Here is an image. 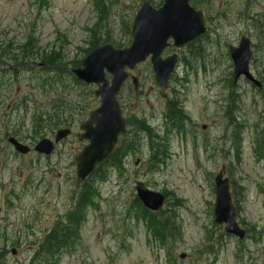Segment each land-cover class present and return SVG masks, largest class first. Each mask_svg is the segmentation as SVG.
<instances>
[{"label":"rangeland","instance_id":"374dc122","mask_svg":"<svg viewBox=\"0 0 264 264\" xmlns=\"http://www.w3.org/2000/svg\"><path fill=\"white\" fill-rule=\"evenodd\" d=\"M148 1L154 7L163 3ZM140 2L104 0L100 20L96 0H0V49L11 45L10 58L0 65V142L5 149L0 151V249L10 242L3 264L31 262L40 239L73 208L80 191L75 156L84 146L77 138L79 126L100 99L94 94L97 86L77 82L72 70L81 66L94 43L101 46L108 39L115 48L129 47ZM196 8L208 15L210 31L196 44L198 59L189 66L182 62L172 76L171 99H178L191 119L186 133L164 129L167 104L159 96L150 61L130 71L139 89L135 92L131 79L122 89L124 116L145 118L164 132L168 158L150 170L151 152L143 138L140 150L126 160L123 175L111 171L106 182L96 184L95 205L86 211L73 250L64 252L58 264H264V158L256 150L264 129V86L257 89L240 80L234 88L240 96L237 113L229 109L228 94L233 73L229 46H237L242 34L251 39L252 72L264 85V0H211ZM30 36L34 47L25 58L21 49ZM55 54L56 63L46 62ZM55 110L72 120L73 132L54 154L14 153L6 134L17 132L33 147L34 115L52 116ZM40 134L37 141L52 132L43 128ZM222 166L227 167L238 220L251 232L244 242L214 223V178ZM136 180L167 193L164 209L178 216L182 234L167 245L154 239L134 211ZM210 233L223 236L219 251L209 258L204 246ZM13 248L18 249L15 255ZM184 253L187 257L180 259Z\"/></svg>","mask_w":264,"mask_h":264},{"label":"water","instance_id":"95a60500","mask_svg":"<svg viewBox=\"0 0 264 264\" xmlns=\"http://www.w3.org/2000/svg\"><path fill=\"white\" fill-rule=\"evenodd\" d=\"M206 31L204 14L194 10L189 0H165L158 10L144 0L132 26L133 41L129 48L115 49L111 44L103 45L93 50L80 68L73 70L79 80L97 85L95 95L101 100L100 106L90 112L89 118L81 125L83 132L79 139L88 141V144L76 157L78 183L84 182L110 156L119 136L126 132V119L123 117L118 95L128 79L127 68L133 70L150 57L160 94L166 97L171 75L178 62L176 54L166 59L162 57L164 50L170 46L168 41L172 39L176 48H182ZM250 44V39L242 35L239 46L230 48L234 62L233 81L235 84L244 76L261 87V83L250 73ZM106 73L112 75L111 81L106 78ZM134 82L137 84L136 80ZM70 133L69 129H61L57 132L54 142L43 139L37 143L34 150L39 154L51 155L55 144ZM10 142L18 152L29 153V147L15 139H10ZM224 175L225 167L215 178V223L224 225L226 233L244 239L245 230L241 229L236 221L229 179L224 178ZM135 189L137 197L149 211L158 212L164 206V194L150 190L141 181L135 182ZM181 258H185V255H181Z\"/></svg>","mask_w":264,"mask_h":264},{"label":"trees","instance_id":"16d2710c","mask_svg":"<svg viewBox=\"0 0 264 264\" xmlns=\"http://www.w3.org/2000/svg\"><path fill=\"white\" fill-rule=\"evenodd\" d=\"M101 2V0H98ZM93 38H96V28L92 30ZM109 42L108 39L103 41ZM98 43H94L93 47H96ZM11 46V45H10ZM10 46L0 49V60L10 58ZM34 47L32 36L29 37L28 42L22 46L21 55L25 58L30 54V50ZM59 56L55 54V57H47L49 63H56V58ZM5 57V58H4ZM45 62V63H46ZM230 102H234V98L229 99ZM67 114L59 115L55 110L53 118H51L50 112H41L34 116V132L33 139L37 135H41L43 128H49L52 133L62 126L70 125L72 120H69ZM189 117L183 111L182 105L178 101H172L168 104L167 113L165 115V125L172 127L176 132H184L186 124L189 121ZM130 129L127 134L122 138L112 155L102 165H100L93 175L84 183L81 188V192L78 197V211L79 216L81 213V219L83 218V212L85 213L88 208L95 205V197L98 196V190L96 184L105 182L109 178L111 171H117L118 174L123 175L125 172V160L130 153L139 151L138 148L145 138L148 148H150V161L149 169L156 171L161 165L165 163L168 158V144L167 137L164 133L158 134V131L151 126L145 119L137 118L136 116L129 119ZM143 137V138H142ZM134 211L137 212V217L142 218L147 228L152 232L154 239L161 242L162 245L168 244L171 239L176 238L177 235L181 236L182 230L178 220V216L171 209L163 210L158 214L151 213L142 207L140 201L135 199ZM75 211L66 216L64 220L58 222L54 231L43 238L38 243V249L33 255L32 261L29 264H57L58 258L61 256L60 252L65 250L71 244L68 243L67 237L69 231L72 228L75 219ZM212 234L209 236V242L204 246L205 249H212L213 244ZM218 248V247H217ZM202 253V252H200ZM213 254L216 252L213 251Z\"/></svg>","mask_w":264,"mask_h":264},{"label":"flooded vegetation","instance_id":"af4514ba","mask_svg":"<svg viewBox=\"0 0 264 264\" xmlns=\"http://www.w3.org/2000/svg\"><path fill=\"white\" fill-rule=\"evenodd\" d=\"M186 48H187V47H186ZM170 51H171V49H170ZM182 52H183V51H179V55H180V62L182 61V56H181Z\"/></svg>","mask_w":264,"mask_h":264}]
</instances>
